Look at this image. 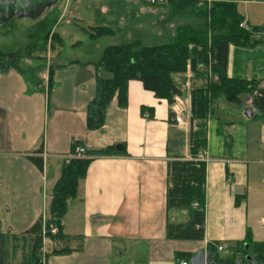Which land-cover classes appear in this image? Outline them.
Masks as SVG:
<instances>
[{"label": "crops", "instance_id": "obj_1", "mask_svg": "<svg viewBox=\"0 0 264 264\" xmlns=\"http://www.w3.org/2000/svg\"><path fill=\"white\" fill-rule=\"evenodd\" d=\"M203 2L179 12L171 0L165 5L102 0L87 29L108 27L113 32L110 39L141 36L145 46L161 45L190 22L188 15L205 8ZM254 2H238L237 8L255 5L264 17V0ZM69 4L59 15L57 33L81 56L62 59L65 56L59 53V62L52 65L50 89L45 92L48 74L41 79V89L16 70L0 74V233L20 235L47 218L52 189L72 142H78L88 152L113 154L93 158L62 219L65 239L46 242L49 249L44 245L45 253L64 248L70 253L50 256L45 264H176L210 245L226 247L230 256L238 245L246 244L247 236L251 244L264 243V112L253 99L235 107L217 100L205 119L192 118L191 92L205 89L217 78L209 66L187 67L185 73L172 76L181 92L177 98L185 103L182 124L175 123L172 104L133 80L127 85L126 107L113 101L103 127L88 131L86 107L95 95L94 65L115 40L103 46L100 41L110 39H99L94 51L85 53L84 46L93 40L87 34L86 41L77 37L73 25L77 20ZM263 34L256 36L262 43L253 48H229V79L255 81L264 88ZM193 141L202 142L200 152L206 159L204 238L168 240L167 221L183 223L189 210H166L167 164L176 158L192 160ZM28 157L40 161L43 170ZM248 251L252 253L250 244Z\"/></svg>", "mask_w": 264, "mask_h": 264}, {"label": "trees", "instance_id": "obj_2", "mask_svg": "<svg viewBox=\"0 0 264 264\" xmlns=\"http://www.w3.org/2000/svg\"><path fill=\"white\" fill-rule=\"evenodd\" d=\"M198 0H171L179 12L191 8ZM251 0H213L209 7L198 12L200 23H187L180 27L174 38L161 45L145 46L141 36L130 39L122 37L115 44L106 47L98 62L94 65L97 71L95 95L86 107V128L88 131L100 130L104 125L105 114L113 101L119 107L127 104V85L130 81L138 80L145 90L150 91L156 98L164 99L169 105L181 92L176 88L172 76L183 74L187 67L195 70L198 66H209L217 82L209 84L205 89L193 90L190 95L192 118L203 120L209 113L211 103L222 100L229 105L239 104L240 97L251 95L253 104L264 112V88L259 89L255 81L229 79L227 77L228 52L231 46L253 48L260 43L256 37L264 33V26H250L244 22V17L237 11V3ZM206 2V0H204ZM243 24L244 27H240ZM89 39L99 40L112 37L113 32L108 27H93L89 29ZM117 42V43H116ZM19 54H6L0 60V74L9 70L21 73L26 82L41 89L40 79L29 78L18 68ZM48 70L46 91L50 89ZM43 88V87H42ZM42 146V144H41ZM78 142H72L69 154L72 155ZM83 147V146H82ZM202 142L191 143L192 160L176 158L167 164L166 210H189L187 221L171 223L167 221L165 234L168 240L202 241L204 238V197H205V163L194 159L200 152ZM41 148L36 152H40ZM113 152L104 150L97 152L85 151V157L65 161L60 171V177L55 183L48 216L40 219L20 235L0 233V264H11L16 255L20 254L19 264H45L50 256L70 253L67 248L53 249L43 253V239L59 243L65 239L62 234V219L68 203L77 197L78 185L85 176L93 158L104 157ZM29 161L42 171V163L28 157ZM57 228V233L51 235L49 227ZM43 227L46 229L42 234ZM252 253L258 258L264 257V243L251 244ZM243 245L228 257L221 258L209 246L215 255V264H232L234 257L243 251ZM240 253V254H241ZM191 257H187L189 261ZM236 260V259H235Z\"/></svg>", "mask_w": 264, "mask_h": 264}, {"label": "rangeland", "instance_id": "obj_3", "mask_svg": "<svg viewBox=\"0 0 264 264\" xmlns=\"http://www.w3.org/2000/svg\"><path fill=\"white\" fill-rule=\"evenodd\" d=\"M162 1L163 2H161L159 5L166 4V0ZM258 1L259 0H255L254 3ZM66 2L70 3L69 12L74 14V17L72 14L71 16L77 20L73 22V25L75 26V32L77 31V34L79 35H77V37L81 39L84 38L86 41L88 38L87 35H89L90 32V30L87 28L88 24L91 22L92 12L95 10V13H97L96 9L102 5V0H59L56 5L42 11L39 17L35 20L30 18V16H21L19 18L17 13L11 20L0 23V60H2V56L6 54H19L20 59L17 62L18 68L22 70L30 79L33 77L36 80H41L44 75H47L49 68L59 62L57 60H59L60 52L65 56L62 57V59L79 58L81 53L70 50V43L65 44V39L60 38L57 33V29L61 25L59 15ZM212 3L213 0H206V2H203L205 7H209ZM195 8H197V6ZM237 11L242 16L245 14L247 20L250 22V25L264 26V17L263 12H261V8L259 9L255 5L246 7L239 5ZM19 15H21V13ZM78 17H81L85 20L78 21ZM188 17L192 20H189V23L201 22V18L198 14L192 13L188 15ZM262 39L264 40V34L262 35ZM112 40L113 39L103 40L100 42L101 45L104 46L106 43H108L107 41L113 43ZM96 41L97 40H93V43L95 44L92 43L90 45L84 46L83 49L85 53L94 51V45L100 43ZM192 88H194V86H192ZM251 99L252 97L249 94L242 95L240 97V103L242 102V106H246L248 103L247 100L251 101ZM240 103L234 104L232 107L239 106ZM46 248L49 249L50 244L46 243ZM240 253L241 251L234 257L232 264H234L236 261L235 259L242 258L244 255H250L255 260L257 259L256 261H258V258L253 256L250 251L247 253L242 251V253ZM220 255L221 257H228L229 254L227 255V253L225 254L223 251L220 253ZM19 258L20 254L18 253L12 260L11 264H19ZM242 260L243 259H241V261Z\"/></svg>", "mask_w": 264, "mask_h": 264}, {"label": "water", "instance_id": "obj_4", "mask_svg": "<svg viewBox=\"0 0 264 264\" xmlns=\"http://www.w3.org/2000/svg\"><path fill=\"white\" fill-rule=\"evenodd\" d=\"M59 0H0V23H4L11 20L15 14L18 13V17L30 16L33 20L37 19L42 11L47 8H51L56 5ZM21 13V15H19ZM246 115L249 117L250 112L247 110ZM121 146L117 145L115 149L121 150ZM248 245H243V251L247 252ZM263 258V256H262ZM215 255L208 249L207 251H198L192 256L189 264H215ZM245 260L251 264H261L258 261H254V258L250 255L245 257ZM234 264H242L241 258H237Z\"/></svg>", "mask_w": 264, "mask_h": 264}, {"label": "built area", "instance_id": "obj_5", "mask_svg": "<svg viewBox=\"0 0 264 264\" xmlns=\"http://www.w3.org/2000/svg\"><path fill=\"white\" fill-rule=\"evenodd\" d=\"M147 2L150 5H159L163 1L162 0H147ZM240 27H244V25L241 24ZM184 107H185V103L183 102V100H181L180 98L175 97L174 98V102H173V104L171 106V110H172V114L174 115V121H175L176 124H182V118H181L180 115L183 113ZM85 151H86L85 147L76 146L75 149H74L73 154L72 155L68 154V156L66 157L65 161H68V160L74 159V158L81 159V158L85 157L84 156L85 155ZM194 160L198 161V162H206L205 152H199ZM45 219L46 218H44L43 221H45ZM45 232H46V229L43 227L42 234L44 235ZM49 233L51 235H55L57 233V228L50 226L49 227ZM46 241H49V240L43 239V248H42V252L43 253H44V245H45ZM50 243H52V241H50ZM216 250H217L218 253H221L223 251L226 253L225 247L221 246V245H217ZM176 264H189V263H188V261L177 260Z\"/></svg>", "mask_w": 264, "mask_h": 264}, {"label": "flooded vegetation", "instance_id": "obj_6", "mask_svg": "<svg viewBox=\"0 0 264 264\" xmlns=\"http://www.w3.org/2000/svg\"><path fill=\"white\" fill-rule=\"evenodd\" d=\"M245 257H246V256L244 255V256L241 258V259H243V260H242L243 264H251V263H249L248 261L245 260ZM256 260H257V259H256ZM256 260L254 259V261H256ZM258 262L261 263V264H264V257L258 259Z\"/></svg>", "mask_w": 264, "mask_h": 264}]
</instances>
